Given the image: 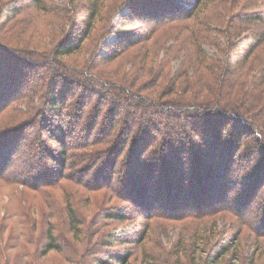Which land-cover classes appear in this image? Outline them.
<instances>
[{
    "label": "trees",
    "instance_id": "trees-1",
    "mask_svg": "<svg viewBox=\"0 0 264 264\" xmlns=\"http://www.w3.org/2000/svg\"><path fill=\"white\" fill-rule=\"evenodd\" d=\"M257 1L155 0L123 18L143 28L121 30L118 10L98 0H83L88 10L76 0H0V185L17 202L16 219H0V264H55V253L61 264H128L127 249L111 253L126 242L103 228L135 208L149 221L226 211L237 237L251 230L250 204L264 213ZM70 186L102 190L109 204L89 222ZM65 229L89 248L69 251ZM230 237L211 242L200 263L220 264ZM180 253L174 264H184Z\"/></svg>",
    "mask_w": 264,
    "mask_h": 264
},
{
    "label": "rangeland",
    "instance_id": "rangeland-1",
    "mask_svg": "<svg viewBox=\"0 0 264 264\" xmlns=\"http://www.w3.org/2000/svg\"><path fill=\"white\" fill-rule=\"evenodd\" d=\"M67 1L68 0H55V3L58 5H65ZM82 1L83 0H76L79 9L88 10L87 8H84V5H87L83 4ZM122 1L123 0H98L99 10H118L113 20V25H116L118 22H120V24L117 25V29L124 30L127 29L128 26L131 27L137 25L139 28H143V24H139L137 21L129 23L123 18L128 17L130 14L128 13V10H142V5L144 3H152L155 0H134L128 6L120 5L122 4ZM192 1L193 0H187V3L191 4ZM255 3H257L258 6H262L264 1L259 0ZM253 8L249 10H252ZM187 9L188 8H186V10ZM32 31L33 29H30L28 35ZM36 37L37 34L35 38ZM114 42L115 36H108L104 40L103 45L109 47L108 49L100 48V52H109V49L113 46ZM160 57L161 55H159V58ZM180 61L181 59H178V57L175 60L173 59L170 64L172 72H175L179 69ZM129 62L130 59L123 61V64L127 65ZM70 187L73 191V194L75 193L78 199L77 205L79 211L82 212V214L85 216V219L89 222H91L93 218H95L98 213L102 211V206L109 204V201L103 200L104 196L102 190H86L78 186ZM55 197L58 204L61 205V207H64L63 196L57 190H55ZM29 200L30 199H28V201ZM16 203L17 202L14 197L11 196L9 188L0 185L1 220L3 219L5 222H12L16 219V216H13V209ZM117 203L118 201L112 202L115 208H118L121 204L118 203L119 205H117ZM225 204L226 206L228 205L227 202ZM123 206L124 205L119 207V209L125 210L124 208L126 207L123 208ZM259 209L260 205L258 203H251L248 212L250 217L247 216L249 220L250 218L252 219V222L250 223L252 226L251 230L256 235H254L251 230L244 228L242 234L237 237L236 230L234 228H237L238 225L236 222H234L231 214L226 211L224 214L216 215L213 219H205L202 221L184 218L172 220L157 216H154V219L149 221V217H146L143 211L137 210L136 208L135 210L127 211L131 215L137 214L134 218L122 223L111 221L107 228H103V231H110V233L120 235L123 238L122 240L126 243H124L123 246L116 245L113 248L114 250H111V253H116V251H119V249L120 251L121 249L122 251L127 249V251H129L131 254L128 264H174L176 258L178 257L177 254H179V251L181 252L180 254H182L179 255L182 263L190 264L192 262L194 264H201L200 259L203 260L207 254L209 255L211 253L208 252L212 247L211 242L214 244L217 240L223 239L227 233L235 236L236 239H232V237H230V241L226 240V242L230 244L232 250L231 253H228L222 258L220 264H229L234 262V260H238L235 261V264H264V237H260L263 236L261 233L262 227L260 226H263L264 224L260 225V223L264 222V213H262V216H260V213H258ZM55 219L59 221L63 220L62 217L57 213H55ZM86 228L87 227L84 226L83 233L86 231ZM196 228L200 229L198 234H196V231H198ZM196 235H198L199 238L198 240H195L193 246V239H195ZM65 236L67 241H69L67 243H69L71 246L67 247L69 251H71V248H74V251L82 250V252H84L89 248L88 245H84L83 247L82 245H79V240L73 238V235L68 233L66 229ZM219 236L221 237L219 238ZM206 238L208 239L205 240ZM179 242L182 243L181 247H179ZM101 250H104V248H101ZM158 255H160L161 258H159ZM55 264H61L59 256L56 253Z\"/></svg>",
    "mask_w": 264,
    "mask_h": 264
}]
</instances>
